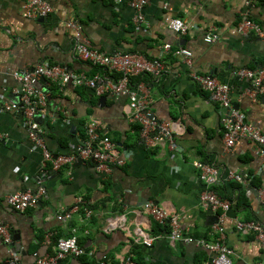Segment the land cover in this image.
Here are the masks:
<instances>
[{
  "label": "crops",
  "instance_id": "1",
  "mask_svg": "<svg viewBox=\"0 0 264 264\" xmlns=\"http://www.w3.org/2000/svg\"><path fill=\"white\" fill-rule=\"evenodd\" d=\"M48 1L53 12L31 18L23 14L25 0H0L1 198L16 191H35L43 159L28 137L13 72L43 62L62 64L87 76L97 71L76 56L72 30L65 25L69 19L79 20L91 43L107 53L133 51L160 60V75H154L153 82L141 81L153 97L155 114L179 121L184 132L177 135L173 149L168 144L148 148L139 125L130 121L128 97L98 96L84 86H55L48 105L55 121L47 120L50 125L43 127L49 149L55 155L71 153L92 116L115 141V150L126 163L106 173L88 161L76 164L74 160L43 180L47 195L36 206L19 212L1 202L0 223L9 227L20 249L0 236V261L13 255L20 264H35L38 256L54 252L58 236L72 234L87 252L57 264H122L128 256L138 264H204L212 259V253L196 243L172 240L168 225L144 208V202L152 200L175 213L184 234L195 238L219 239L212 226L221 213L225 230L221 241L232 249L233 264H264V242L258 233L238 227V221L256 216L264 231V158L251 140H239L232 151L225 150L221 120L226 110L192 79L182 58L163 52L166 43L173 49L188 47L193 68L228 83L232 103H238L248 123L264 132V78L256 72L264 66V41L253 33H232L243 12L264 29V0H149L141 24L133 20L130 0ZM176 17L189 25L184 36L169 27ZM211 27L218 29L221 38L207 43L204 35ZM247 70L261 78L259 85L255 77L239 74ZM6 103L16 106L4 110ZM196 161L219 168L220 180L214 187L218 195L234 197L242 188L250 204L218 212L205 208L201 194L207 184ZM228 171L242 174L244 181L229 179ZM253 180L259 183L252 185ZM62 207L71 209L69 221L56 217ZM146 237L155 238L151 246L144 244Z\"/></svg>",
  "mask_w": 264,
  "mask_h": 264
},
{
  "label": "built area",
  "instance_id": "2",
  "mask_svg": "<svg viewBox=\"0 0 264 264\" xmlns=\"http://www.w3.org/2000/svg\"><path fill=\"white\" fill-rule=\"evenodd\" d=\"M149 0H130V5L135 10L133 20L135 23L145 21L144 8ZM53 12V6L48 0H25L23 14L26 17L37 18L46 17ZM65 25L72 30L74 39V51L76 56L87 64L95 66L97 71L93 76H87L81 72L70 70L62 64L43 62L31 68H21L13 72L14 78L19 86L15 92L20 95V108L22 110L23 122L33 147L40 149L43 154L41 171L37 176V189L21 190L0 197V203L5 202L13 209L23 212L36 206L44 196L47 189L43 183L45 177L50 176L52 170H58L63 165L71 163L80 157L83 161L93 159L97 170L109 173L116 165L126 163V158L121 157L116 149V143L111 136L101 131L99 121L90 116L84 124V136L81 143L69 154L55 155L46 144L43 128L44 121L52 120L53 115L49 110L50 90L49 87L57 86L64 89L66 85L84 86L91 88L98 96L111 94L114 96H126L129 98V118L132 123L139 125L140 135L143 143L148 147L164 146L168 144L171 149L177 145V135L184 132L183 125L176 120H162L152 109L153 97L144 81L132 83L134 77L151 74L160 75L162 63L158 59H149L143 53L133 51H119L107 53L93 45L88 36L83 32V25L77 19H69ZM169 27L178 35H186L189 25L182 18H171ZM232 33L248 35L255 33L264 41V29L254 21L248 12H243L242 19L232 29ZM221 38L216 27H211L204 35L207 43H214ZM164 53H170L182 58L188 65L189 75L204 90L208 91L213 100L218 101L222 108L226 110L221 120L223 143L226 151H232L236 142L242 139L254 141L257 144L258 153L264 158V132L247 122V115L244 111L234 107L231 101L230 86L228 83L218 80L216 77L196 71L193 68V53L185 46H178L173 49L169 43L164 44ZM264 78V66L256 71ZM250 77H255V83L260 84L261 78L255 76V71H241ZM45 76L47 83L37 85L41 76ZM16 105L6 103L2 109L11 110ZM48 107V108H47ZM42 119V122L39 121ZM195 165L200 168V176L207 184V188L201 194L202 205L213 212L219 210L228 211L232 203L227 198L218 195L214 187L220 180L221 172L215 163L196 161ZM227 177L240 182L244 181V176L237 171H228ZM254 188V186H253ZM264 206V200H262ZM148 213L161 224L169 227L168 236L172 240L180 239L186 243H196L212 253V259L204 264H233V251L222 238H225V230L222 224L223 215H219L218 221L213 224L215 233L220 234L219 239L208 240L206 238H195L185 235L178 216L170 212L152 200H147L143 204ZM71 209L62 207L56 212V217L61 221H69L72 218ZM238 227L244 232H257L264 242V231L261 224L249 220L238 221ZM0 236L7 244L13 243V235L7 225L0 223ZM155 238H144V244L151 246ZM51 243V239H47ZM86 249L80 244L77 235L60 236L54 242V252L44 253L35 261V264H57L60 260L68 256L80 257L85 254ZM16 260V261H15ZM13 263L20 264L15 257ZM103 264H109L103 262ZM122 264H138L131 256L126 258Z\"/></svg>",
  "mask_w": 264,
  "mask_h": 264
},
{
  "label": "trees",
  "instance_id": "3",
  "mask_svg": "<svg viewBox=\"0 0 264 264\" xmlns=\"http://www.w3.org/2000/svg\"><path fill=\"white\" fill-rule=\"evenodd\" d=\"M97 69H98V68H97ZM141 80H145L146 82H153V80H154V76L151 75V74H143V75H140V76L134 77V78L132 79V83H133V82H139V81H141ZM53 88H55V86H51V87H49V90L51 91ZM44 125H50V123H49L48 121H44L43 126H44ZM138 130H139V128H138ZM84 134H85V133H84ZM84 134H83V136H84ZM257 183H259V182H256V181H254V180L252 181V185H256ZM233 186H234V185H233ZM235 187H236V188H239L238 185H235ZM216 192H217V191H216ZM223 197H225V198H227L228 200H230V202L232 203V207L235 208V209H238V208L241 207V206L245 207V206H247V205L250 204V203H249V200H248V196L246 195V190H245V189H242V188L240 189L238 195H236V196H234V197H232V196H228V195H225V193H224ZM252 220L255 221V222H257V223H259V218H257L256 216H255ZM157 223H158V222H157ZM158 226L161 227L160 224H158ZM57 238H59V236H58ZM79 242H80V241H79Z\"/></svg>",
  "mask_w": 264,
  "mask_h": 264
},
{
  "label": "water",
  "instance_id": "4",
  "mask_svg": "<svg viewBox=\"0 0 264 264\" xmlns=\"http://www.w3.org/2000/svg\"><path fill=\"white\" fill-rule=\"evenodd\" d=\"M40 19H43V18H40ZM185 42V41H184ZM183 42V43H184ZM44 81H46V78H45V76H41L40 77V81H38L37 82V85L38 86H41L42 85V83L44 82ZM101 100H104V98H102ZM233 105H234V107H236V108H239V105H238V103H233ZM82 162H85V161H83L80 157H78L77 158V160H76V164H80V163H82ZM88 164L90 165V166H94V164H95V161L93 160V159H91V160H89L88 161ZM50 174H51V172H50ZM45 178H47V177H45ZM44 178V179H45ZM252 190H254V188L252 189ZM18 239V238H17ZM14 246L16 247V249L18 250V249H20V244L19 243H15V240H14ZM12 244V245H13ZM13 260H15V257L13 256V255H8V257H6V258H3L1 261H0V264H17V263H13ZM16 261V260H15Z\"/></svg>",
  "mask_w": 264,
  "mask_h": 264
},
{
  "label": "clouds",
  "instance_id": "5",
  "mask_svg": "<svg viewBox=\"0 0 264 264\" xmlns=\"http://www.w3.org/2000/svg\"><path fill=\"white\" fill-rule=\"evenodd\" d=\"M84 32V31H83ZM250 34V33H249ZM253 34H255V33H253ZM256 35V34H255ZM259 37V36H258Z\"/></svg>",
  "mask_w": 264,
  "mask_h": 264
}]
</instances>
